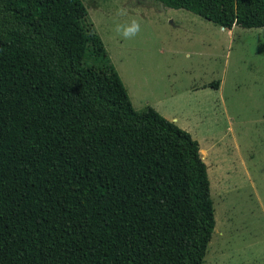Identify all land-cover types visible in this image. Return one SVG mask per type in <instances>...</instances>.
<instances>
[{
  "label": "trees",
  "instance_id": "1",
  "mask_svg": "<svg viewBox=\"0 0 264 264\" xmlns=\"http://www.w3.org/2000/svg\"><path fill=\"white\" fill-rule=\"evenodd\" d=\"M153 1L264 27V0ZM200 154L133 108L81 0H0V264H204Z\"/></svg>",
  "mask_w": 264,
  "mask_h": 264
},
{
  "label": "rangeland",
  "instance_id": "2",
  "mask_svg": "<svg viewBox=\"0 0 264 264\" xmlns=\"http://www.w3.org/2000/svg\"><path fill=\"white\" fill-rule=\"evenodd\" d=\"M81 1L133 108L153 107L202 150L215 220L204 264H264V27L226 30L153 0ZM133 18L141 32L125 40L115 26Z\"/></svg>",
  "mask_w": 264,
  "mask_h": 264
},
{
  "label": "clouds",
  "instance_id": "3",
  "mask_svg": "<svg viewBox=\"0 0 264 264\" xmlns=\"http://www.w3.org/2000/svg\"><path fill=\"white\" fill-rule=\"evenodd\" d=\"M117 15L126 16L128 15L127 8H120L117 10ZM115 32L125 40H131L136 38L141 32V24L137 19L133 18L127 23L116 24Z\"/></svg>",
  "mask_w": 264,
  "mask_h": 264
},
{
  "label": "crops",
  "instance_id": "4",
  "mask_svg": "<svg viewBox=\"0 0 264 264\" xmlns=\"http://www.w3.org/2000/svg\"><path fill=\"white\" fill-rule=\"evenodd\" d=\"M133 106V105H132ZM134 107V106H133ZM153 108V107H152ZM135 109V108H134ZM154 109V108H153ZM156 111V109H154Z\"/></svg>",
  "mask_w": 264,
  "mask_h": 264
}]
</instances>
